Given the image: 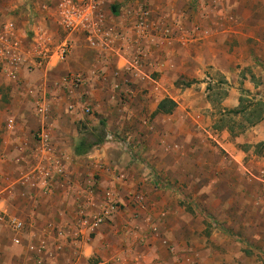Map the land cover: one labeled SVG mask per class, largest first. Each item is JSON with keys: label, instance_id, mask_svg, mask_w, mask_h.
Wrapping results in <instances>:
<instances>
[{"label": "crops", "instance_id": "1", "mask_svg": "<svg viewBox=\"0 0 264 264\" xmlns=\"http://www.w3.org/2000/svg\"><path fill=\"white\" fill-rule=\"evenodd\" d=\"M98 3L0 0V264H263L264 116L227 111L243 90L264 99V0ZM78 96L96 113L67 110ZM165 98L175 106L158 112ZM82 121L106 137L78 154ZM107 189L117 213L84 230L80 207Z\"/></svg>", "mask_w": 264, "mask_h": 264}, {"label": "built area", "instance_id": "2", "mask_svg": "<svg viewBox=\"0 0 264 264\" xmlns=\"http://www.w3.org/2000/svg\"><path fill=\"white\" fill-rule=\"evenodd\" d=\"M91 3L93 5V0H91ZM67 51L68 45L64 44L58 51V55L60 56V58H64ZM4 54L5 51L2 50V47L0 45V57ZM65 80L69 81L73 86H79L83 81V76L79 73H71L66 76ZM38 134L41 141H47L48 134L46 126H43ZM51 167V170H46L43 173L41 181V185L46 189L51 188L55 179L63 175V166L61 163H59L58 161L53 162L51 163ZM118 209L119 202L116 199L115 193L110 189H107L106 191H104L102 200L100 201L99 207L97 209L90 210L86 207H80L77 217L79 226L84 230L94 232L95 229H97L100 225L104 224L108 219L116 214ZM1 220L4 221L7 228H9L14 233H21L25 230V223L16 217L1 216ZM12 240L16 244H19L21 242V239L18 235L14 236ZM32 247L33 246H30L29 248Z\"/></svg>", "mask_w": 264, "mask_h": 264}, {"label": "rangeland", "instance_id": "3", "mask_svg": "<svg viewBox=\"0 0 264 264\" xmlns=\"http://www.w3.org/2000/svg\"><path fill=\"white\" fill-rule=\"evenodd\" d=\"M98 0H93V5L92 7L95 8L96 10V6L98 5ZM71 74V73H70ZM69 75V74H68ZM181 82L185 83L183 80H180L178 84H182ZM220 83V82H219ZM219 87H221V90L224 91L226 89V84H219ZM178 88H182V86L178 85ZM211 89V88H210ZM217 90V89H216ZM211 89L209 92L208 97L210 98H214L216 97V99L219 97H221V94H216L215 91ZM244 93H242V97H244V99L246 100V102H244L245 104L247 103H253L255 104L258 100H264V99H258L257 97H249V96H244ZM76 100V101H75ZM74 100V102H72V106H67V110H75V113H96L93 109H92V104L90 102H88L84 96H78L76 97V99ZM117 104L120 107H124L125 105V101L124 100H119V102H117ZM264 111V110H263ZM243 117L239 116L237 122H242L245 123L243 121ZM239 122V123H240ZM79 131H80V137H85L87 139V141H94L95 138V134L101 129L102 126H100L99 124L97 126L91 127L89 125H87L84 121L79 123ZM264 145H260V144H256L255 145V152H260V150L263 148ZM257 165L255 166V169L257 170ZM257 172V171H256ZM259 172V171H258ZM254 190H255V206L259 209L262 210V212L264 213V181L255 178V186H254ZM261 213L260 217H264V214ZM253 232V239H255L254 241L256 242H261L260 239L257 240V237L259 236V234H263L264 231L263 230H252ZM254 248H256V246L254 247V245L252 246L251 249H249V251L251 252V254H255L252 256H256L258 258H262V256L256 251L253 250ZM263 264H264V260Z\"/></svg>", "mask_w": 264, "mask_h": 264}, {"label": "trees", "instance_id": "4", "mask_svg": "<svg viewBox=\"0 0 264 264\" xmlns=\"http://www.w3.org/2000/svg\"><path fill=\"white\" fill-rule=\"evenodd\" d=\"M244 93V96L254 97V95H251L249 92L242 91ZM246 100L244 97L240 96V104L238 108L232 109L227 111L228 114H238V113H248L245 117H243L245 120H247L248 124H254L261 120L264 116V100H258L255 104L253 103H247L245 104ZM175 106V102L170 99H163L159 102L157 111L158 112H171L173 107ZM248 108L249 111L247 110ZM103 122H100L101 129L95 134V140L94 141H87L86 138H81L78 145L75 148L76 153H83L91 146H94L96 144H100L104 141L106 137V131L103 127ZM260 145H264V143H260Z\"/></svg>", "mask_w": 264, "mask_h": 264}]
</instances>
